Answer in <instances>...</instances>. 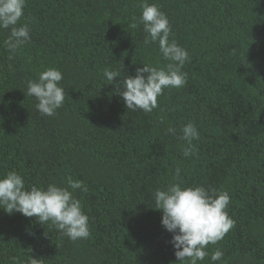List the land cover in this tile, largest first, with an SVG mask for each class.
<instances>
[{
	"label": "trees",
	"instance_id": "16d2710c",
	"mask_svg": "<svg viewBox=\"0 0 264 264\" xmlns=\"http://www.w3.org/2000/svg\"><path fill=\"white\" fill-rule=\"evenodd\" d=\"M143 0H27L20 23L31 40L11 56L0 30V175L26 186L77 189L90 236L77 241L51 222L0 208V264H176L173 234L154 192L177 181L226 190L233 227L209 244L202 264H264V0H148L190 53L182 88H165L152 113L127 110L117 86L143 63L163 66L158 42L146 45ZM48 67L63 73L65 101L42 115L29 80ZM119 70L108 84L105 69ZM147 75V74H145ZM200 133L185 157L180 129ZM169 128H175L172 134ZM181 169L180 177L175 175Z\"/></svg>",
	"mask_w": 264,
	"mask_h": 264
},
{
	"label": "clouds",
	"instance_id": "9594fccd",
	"mask_svg": "<svg viewBox=\"0 0 264 264\" xmlns=\"http://www.w3.org/2000/svg\"><path fill=\"white\" fill-rule=\"evenodd\" d=\"M27 0H0V30L9 35L4 40V47L10 58L31 40L27 23L21 24ZM142 14L137 20L132 18L131 28L143 25L147 34L146 45L158 42L159 52L164 61L157 67L143 63L135 70V75H128L117 86V92L125 102L127 110H142L152 113L158 107V97L165 88H182L187 83L188 73L184 71L190 62L189 51L181 46L174 37L170 20L157 3L143 0ZM147 74V75H145ZM104 76L108 84L120 76L119 70L105 69ZM63 73L58 68L48 67L38 78L29 80L27 96H34L38 103L37 110L45 116H53L65 101V89L60 85ZM172 134L175 128H169ZM181 139L187 142L182 149L185 157L196 155L194 140H199L200 133L193 122L181 129ZM181 169L175 170L177 178ZM86 193L87 185L82 180L68 177L67 184L55 182L47 186H26L24 177L16 170L0 175V208L8 214L19 212L26 217L35 216L39 222H51L62 235L72 241L87 239L90 236L89 217L83 210L81 199L75 191ZM155 208L162 211V225L173 234L171 243L175 248L176 264H202L209 255L207 246L217 244L235 227V220L229 215L230 195L226 190L188 185L182 182L169 183L166 188L154 192ZM223 251L216 249L210 259L212 264L223 258ZM12 264H22L19 257L11 258ZM26 264H40L33 257Z\"/></svg>",
	"mask_w": 264,
	"mask_h": 264
}]
</instances>
